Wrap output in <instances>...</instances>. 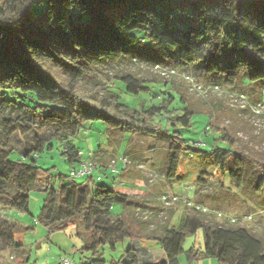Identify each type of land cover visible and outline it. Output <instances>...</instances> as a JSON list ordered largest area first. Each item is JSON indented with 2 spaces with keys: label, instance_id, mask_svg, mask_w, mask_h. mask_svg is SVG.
<instances>
[{
  "label": "trees",
  "instance_id": "trees-1",
  "mask_svg": "<svg viewBox=\"0 0 264 264\" xmlns=\"http://www.w3.org/2000/svg\"><path fill=\"white\" fill-rule=\"evenodd\" d=\"M140 43L204 84L243 97L256 94L261 100L264 0H0V252L26 253L15 238L23 226L2 213L28 212L29 192L39 189L45 197L38 221L49 231L75 226L84 241L82 250L92 254L86 264H106L99 248L114 249L126 237L131 244L120 264H171L183 251L185 235L198 228L204 237L202 256L216 258L218 264H264L262 238L245 226L203 219L201 210L192 207L176 225L152 237L143 235L156 240L165 259L140 255L135 243L143 236L129 219L133 209L147 207L154 198H136L122 191L115 179L109 185L93 175L81 182L66 176L54 189L36 164L38 153L55 140L65 163L74 169L86 160L74 136L84 121L102 120L106 132L117 138L129 133L130 139L137 135L166 145L157 158H146L148 173L160 181L177 179L181 156L193 153L205 162L213 160L221 177L227 174L235 188L257 194L264 209V159L233 149L232 140L227 141L230 147H214L210 154L200 145H187L176 126L190 125L193 110L173 114L168 106L174 99L172 88L157 91L156 85L141 84L130 74L112 80L121 88L95 79L93 68L125 57ZM84 79H91L89 88L78 84ZM120 89L130 95V102L122 101ZM130 145L129 140L122 157L129 164L121 160V168L142 165L146 170V163L131 157ZM14 151L20 157L13 160ZM114 157L118 172H111L118 175L121 168ZM205 172L196 181L195 195L211 189ZM114 203L121 204L124 213L112 216ZM198 255L191 252L194 258Z\"/></svg>",
  "mask_w": 264,
  "mask_h": 264
},
{
  "label": "rangeland",
  "instance_id": "rangeland-1",
  "mask_svg": "<svg viewBox=\"0 0 264 264\" xmlns=\"http://www.w3.org/2000/svg\"><path fill=\"white\" fill-rule=\"evenodd\" d=\"M31 10L34 11L35 7ZM92 74L97 81L111 86L116 85L119 88H121L120 84L118 82L113 84L112 80L121 74H130L141 84L156 85L157 91L172 88L174 99L168 106L174 109L173 114L180 115L187 107L193 110L190 125L176 126L187 145L202 141L206 145H200L199 149L210 154L214 147H230L227 141L232 140L233 149L241 150L254 158L264 159V90L259 100L256 94L243 97L230 89L204 84L189 71L172 67L163 60L160 53L142 43L132 47L125 57L93 68ZM91 83V79L78 82L84 88H89ZM121 90L119 95L122 101L130 102V95ZM181 96L184 100H181ZM153 102L159 103V100L154 99ZM163 104L166 102L163 101ZM115 135L106 132L105 123L102 120H87L83 122L82 130L74 136V143L80 150L82 158L87 159L97 150H100L98 153H103L102 149L114 152L117 148L120 149L119 157L125 152L130 140V150L134 154L131 157L146 163V170L133 166L134 170L142 171H140L142 175H139L141 179L139 181L143 187L139 191L146 190L151 198H154L147 207L145 205L140 210H132L130 224L141 236L152 237L160 234L166 226L176 225L181 214L191 212L184 200L187 197L205 206L206 211H201L202 213L199 214L201 218L220 224L245 226L264 241V209L258 206L259 196L248 194V189L235 188L227 174L222 178L213 160L205 162L193 153L191 155L185 153L180 158L177 179L173 182L160 181L154 174H151L152 179H149L146 175L149 165L146 158H157L161 150L164 152L166 145L137 135L130 139L129 133H122L119 138ZM13 144L18 145L16 142ZM49 144L52 147H46L44 151L38 153L35 160L36 164L44 170V177H48L50 187L57 189L62 179L66 176L72 177L71 169L60 155L59 143L51 140ZM19 157L16 151L10 155V159L13 160ZM112 158L115 159L112 155L108 156L109 164ZM92 162L95 164L94 160ZM118 162L117 165L120 167L121 160ZM96 170L94 169L93 175L95 177L99 174ZM202 171H206V178L210 182L211 189H202L195 195V184ZM74 179L77 182L84 180V178ZM40 180L45 184L46 179L40 177ZM103 181L111 185V181ZM160 190L181 197L178 201H170L166 204L161 200L162 195L159 198L155 196ZM128 191L139 198L140 194L135 190ZM44 197L43 191L32 189L29 192L28 212L10 209L2 213L4 215L2 217L23 226V229L15 234V238L17 242L23 244L26 253L19 254L13 249L1 251L0 264H63L64 259L74 264H86L92 257L90 251L82 250L84 241L76 235L75 226L69 225L65 229L49 231L38 221ZM110 212L112 216L121 215L124 213V207L114 203ZM250 215L251 217H248ZM231 218L236 220L232 221ZM144 236L138 238L135 243V247L140 249V255L151 258L153 253V259H165L156 240ZM130 244L131 240L126 237L118 241L114 249L108 245H102L99 248L100 257L106 261V264H120L125 260L124 253ZM203 249V231L198 228L195 233L185 235L183 251L171 264H218L216 258L202 256ZM191 252H198V257H192ZM26 258V262L23 263L22 260Z\"/></svg>",
  "mask_w": 264,
  "mask_h": 264
},
{
  "label": "crops",
  "instance_id": "crops-1",
  "mask_svg": "<svg viewBox=\"0 0 264 264\" xmlns=\"http://www.w3.org/2000/svg\"><path fill=\"white\" fill-rule=\"evenodd\" d=\"M99 151L100 150H97V152L93 153L90 157L87 158L91 160L93 159L95 161V169H97L96 171H98L99 173L97 174L98 176L96 177L93 176L96 180L97 178H99L98 180H109L110 182L116 178L115 180L119 182V187L120 189H122V191L132 194V192L128 191L132 189L135 190V192L139 193L140 196L149 199L150 195L148 194V192H146V190L139 191V189L143 187V185H141V182L139 181L140 178L137 170H134L135 168H133V166L131 165H127L126 168L124 167V169L121 168L122 166L118 167L119 166L117 165L119 164L118 160L119 161L121 160L125 152L123 153V155H119L118 157L120 151L119 148L115 149L114 152H111L112 150L106 151L104 149L101 150L103 153H98ZM109 155L116 156L117 159L116 166L118 168H121L120 174L116 175L111 172L109 161L107 162V158ZM92 175H94V172ZM162 255L164 254L162 253Z\"/></svg>",
  "mask_w": 264,
  "mask_h": 264
},
{
  "label": "built area",
  "instance_id": "built-area-1",
  "mask_svg": "<svg viewBox=\"0 0 264 264\" xmlns=\"http://www.w3.org/2000/svg\"><path fill=\"white\" fill-rule=\"evenodd\" d=\"M198 143H196L195 145H204V143L202 141L198 142ZM121 160L124 164H129L128 160L126 158H121ZM110 167H111L112 172H115V173L118 172L117 168L115 167V161L114 160L111 161ZM138 167L142 168V165H138ZM94 169H95L94 162H92V160L86 159V160H83L82 162H80V164L77 167H75L74 169H71V175L73 178H84V177L92 175L94 172ZM147 175L151 177V173L150 174L148 173ZM179 197H181V196L176 195V194H172L171 192L163 191L161 200L163 202H165L166 204H168L170 201H172V202L178 201L180 199ZM184 200H186V203L189 206V208L192 207V208H195L197 210H201L204 212L206 211L205 206L197 204L196 202H193L192 200L187 199V198ZM248 217H251V215ZM231 220L235 221L236 218H231ZM62 262H63V264H74L73 262H70L67 259H64Z\"/></svg>",
  "mask_w": 264,
  "mask_h": 264
}]
</instances>
